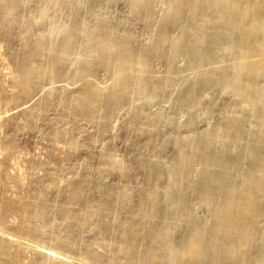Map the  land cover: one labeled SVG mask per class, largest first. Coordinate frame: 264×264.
<instances>
[{
	"label": "bare ground",
	"instance_id": "6f19581e",
	"mask_svg": "<svg viewBox=\"0 0 264 264\" xmlns=\"http://www.w3.org/2000/svg\"><path fill=\"white\" fill-rule=\"evenodd\" d=\"M129 1L133 14L144 10L148 22L138 45L132 33L112 27L109 18L86 22L73 0H45L40 17L26 21L18 20L28 11L23 0L0 1L8 30L31 39L17 93L58 76L80 79L78 88L50 94L94 123L98 140L108 123L102 116L112 118L128 103L136 104L138 122L130 129L145 127L139 120L153 122L146 143L160 152L146 159V182L136 185L134 210L128 207L129 168L114 152L99 156L118 174L114 186L88 171L85 158L79 175L67 183L69 201L57 195L42 205V191H32L25 214L31 238L100 264H264V0H165L162 12L155 9L162 0ZM59 10L68 14V24L57 22ZM182 57L195 67L215 59L232 62L198 69L191 87L185 76L183 81L152 75L159 62L174 73ZM112 68L121 75L107 88L86 78ZM197 92L205 93L206 105ZM165 102L171 103L169 113ZM152 103L159 105L153 113ZM206 106L213 120L198 129L208 115ZM179 115L190 131L182 130ZM53 134L74 142L69 126ZM95 243L107 251L96 252ZM6 247L0 237V264H29L20 251L6 259ZM48 258L34 264H50Z\"/></svg>",
	"mask_w": 264,
	"mask_h": 264
},
{
	"label": "rangeland",
	"instance_id": "374dc122",
	"mask_svg": "<svg viewBox=\"0 0 264 264\" xmlns=\"http://www.w3.org/2000/svg\"><path fill=\"white\" fill-rule=\"evenodd\" d=\"M23 1L28 11L20 15L18 20H37L45 0ZM73 2L80 4V13L86 22H102L109 18L112 27L132 33L136 44H140L145 39L148 22L143 18L144 10L133 14L129 0H117L111 4L103 0H73ZM165 8L167 9L165 0L155 5L158 12L165 11ZM56 19L59 24L70 22L68 14L60 10L56 13ZM8 29L0 2V237L7 241L6 259L12 260L20 251L29 264H34L48 256L50 264H100L97 261L84 260L74 252H62L53 245L37 243L31 238V223L25 215L26 209L33 203L31 192L42 191L44 198L40 201L42 205L51 203L57 195L61 200L69 201L71 191L66 188L67 183L75 180L79 175L85 158L88 159L86 168L88 171L102 175L101 181L105 186H114L118 182V174L108 170L109 163L103 162L99 157L100 154L114 152L117 159L129 168L133 193L128 207L134 210L136 185L146 182L144 169L146 159L160 157V152L150 151L146 143V136L154 128V123H144L143 120H139V124L145 127L139 131L131 130L130 124L138 122L136 118L138 107L136 104L128 103L112 118L102 116L108 123L102 132L103 138L98 140L97 126L94 123L77 115L65 102L50 94L52 90L62 88L76 89L81 85L82 80H70L65 76H58L52 80H45L30 90L17 93L15 90L17 78L26 66L24 50L30 46L31 39L25 40L18 35V30L9 31ZM191 38L188 39L189 42L192 41L193 38ZM78 40H81V44L86 41L85 38ZM185 60H187L186 57L180 59L181 67L174 73L168 72L162 62H159L154 67L152 75L160 79L173 75L177 79L182 78L183 81L185 76L186 86L191 87L196 71H206L232 62L231 59H215L211 64L202 63L195 67L197 64L189 65ZM120 75L119 70L112 68L96 75H87L86 78L92 80L97 86L107 88ZM21 84L24 85L23 82ZM169 88L173 91L174 86L171 85ZM197 97L200 98L201 104H207L205 93L197 92ZM158 106L157 103L150 104V112H155ZM163 108L167 113L171 112V103H163ZM208 109L209 107L206 106L205 112L208 115H205L204 120H199L198 129L207 122H211V119L213 120L211 111ZM215 109H217L216 112L220 111V107ZM177 119L178 123L183 122L184 115L177 116ZM182 122L179 123L182 130L190 131ZM165 123V121L162 122L163 125ZM67 126L74 139L73 143L66 136L53 134L57 129ZM93 195L98 198L95 188ZM6 205L9 206L8 210L5 208ZM199 214L201 217L207 215L203 208H200ZM95 235L100 238L103 232L97 230ZM177 238L180 236L177 235ZM93 248L98 253L107 251L103 249L106 247L101 243H95Z\"/></svg>",
	"mask_w": 264,
	"mask_h": 264
}]
</instances>
